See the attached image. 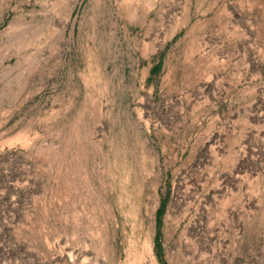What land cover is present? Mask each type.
<instances>
[{
	"label": "rangeland",
	"instance_id": "rangeland-1",
	"mask_svg": "<svg viewBox=\"0 0 264 264\" xmlns=\"http://www.w3.org/2000/svg\"><path fill=\"white\" fill-rule=\"evenodd\" d=\"M0 264H264V0H0Z\"/></svg>",
	"mask_w": 264,
	"mask_h": 264
},
{
	"label": "trees",
	"instance_id": "trees-1",
	"mask_svg": "<svg viewBox=\"0 0 264 264\" xmlns=\"http://www.w3.org/2000/svg\"><path fill=\"white\" fill-rule=\"evenodd\" d=\"M157 68V66H156ZM153 69V68H152ZM164 204H165V201H160L159 202V205L155 211V233H154V237H153V245H154V250L157 254V256L159 257V249H160V246H159V243H158V237H159V233H158V224H159V217L162 213V210L164 208Z\"/></svg>",
	"mask_w": 264,
	"mask_h": 264
}]
</instances>
